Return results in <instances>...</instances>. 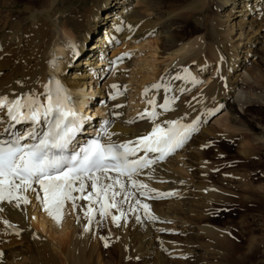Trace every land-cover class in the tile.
Wrapping results in <instances>:
<instances>
[{
    "label": "bare ground",
    "instance_id": "1",
    "mask_svg": "<svg viewBox=\"0 0 264 264\" xmlns=\"http://www.w3.org/2000/svg\"><path fill=\"white\" fill-rule=\"evenodd\" d=\"M23 1H27L23 8L16 6L21 5L22 0L0 3L1 10L6 7L18 9L17 14H20V20L9 23L11 30H6L0 40V97L13 100L31 94L45 102L48 87L54 88V81H60L76 106L81 104L87 115L93 112V107H96L97 116L98 112H104L106 120L111 121L109 131L116 134L112 136L113 141L138 139L151 132L155 124L164 126L170 120L191 125L198 119L199 123L190 142L187 141L178 153L135 177L147 184L149 190L155 191L143 196L126 182V187L136 195L123 204L127 215L121 218L119 226L112 220V215L119 213L112 209L108 221L97 212L91 230L85 231L88 225L85 213L91 203L87 199L78 198L75 209L68 202L65 206L67 214L59 223L43 209L34 193L28 194L31 203L21 204L20 208L5 203L4 211L0 212V253H3L0 264H104L99 234L109 221L113 223L119 240L126 241L135 226L142 229L132 234L135 239L136 236L140 238L139 243L134 244V256L143 259L145 264L147 255L154 251L156 239L154 231L141 227L143 204L150 206V212L156 217L151 221H156L155 224L162 229L167 227L165 219L186 222L181 214L187 215L199 205L193 199V192L201 196V203L221 194L215 185L196 184L197 177L203 178L210 168L206 148L213 139L236 140L219 128L224 126L228 112H222L226 115L214 118L210 125L207 116L224 104L239 83L241 73L247 71L257 86L264 85V0ZM63 7H67L68 14L60 15ZM257 11H260V21L255 24V16L250 20L249 17ZM72 30L77 35L72 34ZM151 35L156 37L157 46L152 45ZM120 42L129 49L126 53H118ZM126 42L129 45H125ZM71 44L78 45V55H74ZM136 46L143 50L148 47L152 60L146 62L142 52L134 55L131 49ZM112 47L115 48L111 55L108 51ZM119 55L120 59H116ZM146 66L149 67L148 74L140 82L138 100L135 101L127 94L132 80L129 70L133 67L131 74L135 75ZM201 79L209 81L205 87L187 97L182 95L195 88ZM154 84L162 86L151 87ZM112 85L123 91L115 99L110 94L117 92V88ZM146 88L149 89L147 94ZM252 88L257 90L258 87ZM97 90L101 95L96 99ZM93 99L95 101L91 103ZM99 99L106 103L102 108L96 102ZM149 100L155 101L158 115L154 120L147 115L154 107ZM166 100L170 101L167 109L159 107ZM248 102L245 115L252 106L264 107L262 102ZM141 113L145 118H140ZM8 120L6 110H0V129L7 127ZM89 122L93 124L99 120ZM228 122L227 127L233 128L232 121ZM17 129L21 130V127ZM249 149H252L251 144L243 141L239 153L255 156ZM92 191L86 184L83 194L73 195L87 196ZM182 197L186 199L180 201ZM136 199L140 200L141 209L129 211V205ZM92 207L99 206L92 203ZM199 208L202 212L203 208ZM137 216L140 220L136 219ZM3 220L16 227L9 228ZM148 222L145 224L149 225ZM49 226L53 230L50 233L52 238L55 231L63 240H51L44 235L45 232L48 234ZM202 230L205 235L219 236L218 231L208 224L202 225ZM125 251L122 246L120 252L129 255Z\"/></svg>",
    "mask_w": 264,
    "mask_h": 264
},
{
    "label": "snow or ice",
    "instance_id": "2",
    "mask_svg": "<svg viewBox=\"0 0 264 264\" xmlns=\"http://www.w3.org/2000/svg\"><path fill=\"white\" fill-rule=\"evenodd\" d=\"M70 47L74 55L79 54L76 51L78 45L71 44ZM54 83V88L48 87L46 102L31 94L13 100L7 96L0 97V110H6L9 117L7 127L0 129V212L4 211L5 203L17 208L21 204L31 203L28 194L34 193L43 209L59 223L67 214L66 204L71 202L72 209H75L76 200L81 198L91 202L85 213L88 216L85 231L91 230L97 212L107 217L111 215L112 209L119 213L112 215V220L119 226L121 218L127 215L123 209L124 203L131 201L136 192L147 196L149 191H155L149 190L147 184L137 181L135 177L156 161L137 154L142 151L160 153L158 159H162L167 153L181 147L189 135L198 130L199 120L193 121L191 125L182 124L178 120L166 121L164 126L158 123L151 132L136 141L125 143L112 140L116 134L109 131L111 121L106 120L93 138L80 144L78 136L85 132L92 117L75 108L72 97L60 81ZM161 86L154 84L151 87ZM112 87L117 88V93L110 94L115 99L117 94L122 93L117 85ZM148 91L146 88L145 94ZM148 102L154 107L147 115L154 120L158 115L155 101ZM169 103L166 100L159 107L167 109ZM140 118H145L144 113L140 114ZM24 123L31 127L24 131L16 129V125ZM126 182L136 192L130 191ZM86 184L93 189L92 192L87 196L73 195L83 194ZM121 196L122 199L118 200ZM92 203L99 207H92ZM140 209L141 202L136 199L128 210L136 212ZM142 209L148 219L156 218L148 204H143ZM136 219L140 220V216ZM2 222L9 228L16 227L8 220Z\"/></svg>",
    "mask_w": 264,
    "mask_h": 264
},
{
    "label": "rangeland",
    "instance_id": "3",
    "mask_svg": "<svg viewBox=\"0 0 264 264\" xmlns=\"http://www.w3.org/2000/svg\"><path fill=\"white\" fill-rule=\"evenodd\" d=\"M2 2L4 0H0V3ZM25 3L27 1L22 0L21 5L16 6L17 8H23ZM61 9L60 15L69 13L67 7ZM17 10L8 7L3 10L0 9V40L6 30H11L9 23H16L17 20H20V14H17ZM260 11L251 15L249 20L255 16V24L258 23L260 21ZM72 34L77 35L74 30H72ZM150 40L153 46L158 45L155 36L151 35ZM128 42L130 43V41ZM123 45L124 42H120L119 47L121 50L118 53H126L129 50ZM137 46L131 49L134 55L135 52H142L146 62L152 60L148 47L143 50V48ZM113 48L115 47L108 51L111 55L113 54ZM101 66H105V64H101ZM131 69L129 72L132 80L129 81L127 94L136 101L141 87L140 82L148 74L147 69L149 67L146 66L135 75L131 74ZM134 70L136 69L134 68ZM198 70L199 72L202 71V69ZM2 72L4 71L2 70ZM201 81L202 79L199 81L200 85L195 84L194 89L189 92L185 91L182 95L187 97V95L201 90L209 82L208 80ZM238 81L236 88L228 95L224 104L219 106L222 107V111L218 112L216 109L207 116L210 125L213 124L214 118L224 117L226 115L224 113L228 112L224 117L226 118V120L224 119V126L219 128L230 137L235 138L236 141L232 142L230 139L220 138L213 139V142L208 144L206 158L209 161L210 168L203 178L198 176L196 182V184L205 183L208 186L215 185V187H219L217 191H220L221 194L206 203H201V196L193 192V199L199 205L189 214H181L182 217L180 215L183 221H186L184 224L178 223L175 219H165V223L168 222V228L163 226L165 230L164 228L160 229L155 224L156 221L148 220L145 218L147 216L141 213L144 221L141 227H149L154 231V239H156L154 251L147 255L145 264H264V107L252 106L250 108L252 111L249 109L248 115H245V109L250 104L249 100L264 103V85L261 88L257 86L258 84L247 71L238 76ZM252 87L258 88L255 90ZM88 88L89 90L92 89L91 87ZM129 100L131 99L129 98ZM135 103L138 105V102ZM95 109L96 107L92 108L91 117L98 121L97 110ZM227 121H232L233 128L227 127ZM243 141H248L251 144L252 149L249 150L255 156L248 157L239 153ZM184 199L186 197L180 198V201ZM199 207L203 208L202 212H200ZM98 215L100 216L99 213ZM106 220L108 221V216ZM145 221H150L148 224L152 227L146 225ZM172 223L179 225L174 226ZM107 224V226L106 224L102 226L103 231L99 234L102 257L106 261L104 264H143V259L138 258L137 255L134 256V244L139 243L140 238L136 236L135 239V235L132 234L142 229L135 226L133 230L129 231L125 241L124 239L119 240L113 223L109 221ZM205 224L214 227L219 236L205 235L202 230V225ZM159 230L162 232H159ZM51 232L53 230L49 226L48 234L45 232L44 235L51 240L62 238L55 231L52 238ZM106 241L107 246H105ZM122 246L129 255L125 256L124 253L120 252ZM122 259L125 263L121 261Z\"/></svg>",
    "mask_w": 264,
    "mask_h": 264
}]
</instances>
